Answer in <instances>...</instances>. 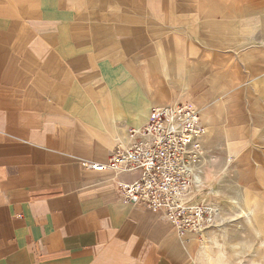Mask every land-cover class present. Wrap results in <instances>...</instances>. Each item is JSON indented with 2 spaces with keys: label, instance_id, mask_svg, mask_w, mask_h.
Returning <instances> with one entry per match:
<instances>
[{
  "label": "crops",
  "instance_id": "crops-1",
  "mask_svg": "<svg viewBox=\"0 0 264 264\" xmlns=\"http://www.w3.org/2000/svg\"><path fill=\"white\" fill-rule=\"evenodd\" d=\"M254 3L0 0V264H200L193 235L81 165L107 163L153 107L190 101L179 72L198 69L204 39L219 56L238 29L263 38Z\"/></svg>",
  "mask_w": 264,
  "mask_h": 264
},
{
  "label": "rangeland",
  "instance_id": "rangeland-1",
  "mask_svg": "<svg viewBox=\"0 0 264 264\" xmlns=\"http://www.w3.org/2000/svg\"><path fill=\"white\" fill-rule=\"evenodd\" d=\"M252 2L258 7L251 36L258 33L254 18L264 29V0ZM241 31L234 54H210L204 39L198 69L179 72L180 80L193 82L185 97L191 102H174L211 111L212 132L200 141L202 199L215 205L218 217L187 241L200 264H264V37L243 38L249 33ZM201 125L208 128L204 120Z\"/></svg>",
  "mask_w": 264,
  "mask_h": 264
},
{
  "label": "built area",
  "instance_id": "built-area-1",
  "mask_svg": "<svg viewBox=\"0 0 264 264\" xmlns=\"http://www.w3.org/2000/svg\"><path fill=\"white\" fill-rule=\"evenodd\" d=\"M200 112L183 102L152 108L130 142L111 152L107 163L84 162L85 172L103 176L120 200L133 208L161 213L179 239L216 223L218 210L202 199L201 166L205 129ZM136 174L132 181H122Z\"/></svg>",
  "mask_w": 264,
  "mask_h": 264
},
{
  "label": "bare ground",
  "instance_id": "bare-ground-1",
  "mask_svg": "<svg viewBox=\"0 0 264 264\" xmlns=\"http://www.w3.org/2000/svg\"><path fill=\"white\" fill-rule=\"evenodd\" d=\"M198 111L200 112V114H201V110L200 109H198ZM202 119V118H201ZM189 236V235H188ZM190 236H192V235H190Z\"/></svg>",
  "mask_w": 264,
  "mask_h": 264
}]
</instances>
